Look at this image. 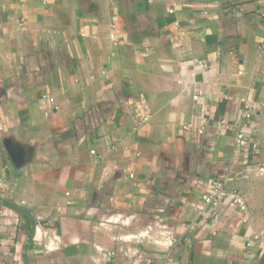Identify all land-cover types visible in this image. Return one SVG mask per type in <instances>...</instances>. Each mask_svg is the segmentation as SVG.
Returning a JSON list of instances; mask_svg holds the SVG:
<instances>
[{"label":"crops","instance_id":"crops-1","mask_svg":"<svg viewBox=\"0 0 264 264\" xmlns=\"http://www.w3.org/2000/svg\"><path fill=\"white\" fill-rule=\"evenodd\" d=\"M258 233L263 0H0V264H264Z\"/></svg>","mask_w":264,"mask_h":264},{"label":"built area","instance_id":"built-area-1","mask_svg":"<svg viewBox=\"0 0 264 264\" xmlns=\"http://www.w3.org/2000/svg\"><path fill=\"white\" fill-rule=\"evenodd\" d=\"M264 1V0H263ZM249 114H246L248 116ZM236 142L239 144H246L247 140L245 139L244 135L242 133H238L236 135ZM263 170V168H261ZM225 192L222 190L221 186L219 185L216 187L213 191V194L206 197L205 200L208 202V205L210 206V209L207 213V215L211 218H218L219 216V202L222 200L223 197H225ZM232 201L237 204L239 207H244L245 203L242 200V198L237 194V192L233 191L231 194ZM253 240H260L264 242V234L258 233L254 235ZM248 245H251V243H248Z\"/></svg>","mask_w":264,"mask_h":264}]
</instances>
